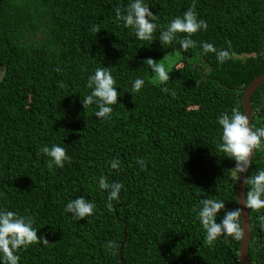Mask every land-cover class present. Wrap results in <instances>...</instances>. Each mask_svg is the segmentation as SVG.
<instances>
[{
	"label": "trees",
	"instance_id": "16d2710c",
	"mask_svg": "<svg viewBox=\"0 0 264 264\" xmlns=\"http://www.w3.org/2000/svg\"><path fill=\"white\" fill-rule=\"evenodd\" d=\"M127 2L0 0V207L32 217L48 240L22 248L20 264H120L122 242L123 264H239L241 239L206 243L196 211L204 198L238 207L239 173L217 148L216 117L233 106L243 112L244 89L264 73V0H147L161 26L195 4L208 29L193 34L197 47L187 51L178 42L163 47L159 31L152 42L137 40L115 16ZM201 40L230 50L231 59L218 64L214 54L200 55ZM175 49L181 65L165 84L151 83L144 61ZM103 66L123 93L109 120L81 103L88 76ZM137 76L145 85L131 94ZM251 105L252 124L264 126V84ZM52 143L71 157L63 168H49L38 154ZM259 168L264 147L248 176ZM101 176L123 184L118 199L98 188ZM78 196L96 204L81 220L64 211ZM249 214V260L264 264L257 219L264 209Z\"/></svg>",
	"mask_w": 264,
	"mask_h": 264
},
{
	"label": "clouds",
	"instance_id": "9594fccd",
	"mask_svg": "<svg viewBox=\"0 0 264 264\" xmlns=\"http://www.w3.org/2000/svg\"><path fill=\"white\" fill-rule=\"evenodd\" d=\"M115 16L125 28L133 31L137 40L152 42L156 40L154 34L159 31L158 40L163 47L178 42L184 51L197 47L193 34L208 29L206 20L198 16L194 3L193 6L185 9L182 15L173 17L165 26L157 23V15L150 9L147 0H128L122 8H115ZM101 29L100 24L91 27L93 33H98ZM180 33L187 35L181 37ZM199 50L200 55L203 56L214 54L218 64L231 59L230 50L217 48L211 42L199 41ZM145 62L157 81L161 84L169 81L170 68L166 67L165 63L157 62L152 58H147ZM144 85L145 79L137 76L131 81L129 92L131 94L139 92ZM85 87L90 89V92L82 98L81 103L84 108L92 105L97 118L111 119L112 106L118 103V96H122L123 93H118L117 81L110 68L96 67L88 76ZM162 91L171 96L176 95L175 90L168 87H163ZM216 123L220 126L217 148L236 162L234 168L236 171L233 175L239 173L240 177L251 166L250 157L254 150L264 147V126L257 127L251 124L247 113L240 111L238 106H233L230 112L224 111L217 115ZM39 153H43L48 158L46 163L49 168L53 166L63 168L65 162L71 160L66 149L57 143L41 146ZM136 162L141 167L145 166L142 157H138ZM118 166V160L111 161V168L115 169ZM244 183L250 187L247 188L243 198H239L242 207L226 209L223 199L204 198L200 201L196 217L204 231L206 243L212 244L221 236H231L234 240H240L245 231L242 224L244 209H264V168H259L254 174L244 177ZM98 188L106 191L107 199L112 201L118 199L123 184L108 182L101 176L98 179ZM95 209V202L84 196L71 199L64 206V211L70 213L76 220L91 216ZM222 209L224 211L221 216ZM257 219L261 228H264V214L258 215ZM37 231L32 217L0 207V264H20L19 251L22 248L37 242L47 244L48 240L43 236L38 237ZM112 246V242H109L108 247Z\"/></svg>",
	"mask_w": 264,
	"mask_h": 264
},
{
	"label": "water",
	"instance_id": "95a60500",
	"mask_svg": "<svg viewBox=\"0 0 264 264\" xmlns=\"http://www.w3.org/2000/svg\"><path fill=\"white\" fill-rule=\"evenodd\" d=\"M264 84V73L255 78L249 86H247L242 95V105H243V112H246L247 115L249 116L250 123L252 124V119H253V108L251 105V98L255 91ZM255 152V150H254ZM254 152L252 156L250 157L251 162L254 157ZM248 170L241 174V176L237 177L236 181V191H237V204L238 207H242L241 204H239V198H243V195L246 192V184L244 183V177L248 176ZM242 224L245 227L244 234L242 235L240 246H239V264H251L249 260V247H250V241H251V220H250V214H249V209H244L242 213ZM126 237V236H125ZM125 242H122L121 247H120V254H119V261L120 264H123V246Z\"/></svg>",
	"mask_w": 264,
	"mask_h": 264
},
{
	"label": "rangeland",
	"instance_id": "374dc122",
	"mask_svg": "<svg viewBox=\"0 0 264 264\" xmlns=\"http://www.w3.org/2000/svg\"><path fill=\"white\" fill-rule=\"evenodd\" d=\"M181 59H182V55L180 54L178 50L175 49L169 52L168 54H166L165 56H163L159 62L165 63V66L170 68L171 70L178 63H179V66L181 65L182 63L180 62ZM148 79L153 84L160 83L159 81L155 79L151 71L149 72Z\"/></svg>",
	"mask_w": 264,
	"mask_h": 264
}]
</instances>
